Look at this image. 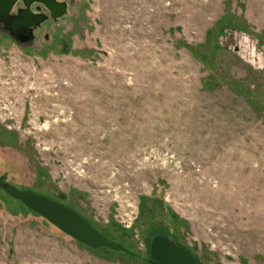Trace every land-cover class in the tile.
<instances>
[{
    "label": "rangeland",
    "instance_id": "374dc122",
    "mask_svg": "<svg viewBox=\"0 0 264 264\" xmlns=\"http://www.w3.org/2000/svg\"><path fill=\"white\" fill-rule=\"evenodd\" d=\"M63 1L30 39L0 26V264H158L156 234L264 264V0Z\"/></svg>",
    "mask_w": 264,
    "mask_h": 264
},
{
    "label": "water",
    "instance_id": "95a60500",
    "mask_svg": "<svg viewBox=\"0 0 264 264\" xmlns=\"http://www.w3.org/2000/svg\"><path fill=\"white\" fill-rule=\"evenodd\" d=\"M20 2L21 7L15 5ZM42 9L48 11L38 12ZM68 13L63 0H0V26L17 41L34 37V31L47 19L57 20ZM24 35L25 39L19 38ZM3 187L14 197L47 218L53 224L77 240L92 247L106 244L94 227L70 206L30 191H22L11 185ZM150 255L158 264H201L186 248L174 243L162 234L151 239Z\"/></svg>",
    "mask_w": 264,
    "mask_h": 264
},
{
    "label": "flooded vegetation",
    "instance_id": "af4514ba",
    "mask_svg": "<svg viewBox=\"0 0 264 264\" xmlns=\"http://www.w3.org/2000/svg\"><path fill=\"white\" fill-rule=\"evenodd\" d=\"M21 6H22L21 3L18 2V3L15 5V8H16V7H21ZM38 12H44V13L48 14V11L45 10V9H42V10H40V11H38ZM38 29H39V28H38ZM40 29H41V27H40ZM40 29H39V30H40ZM43 30H44V28H43ZM19 38H21V39H25V36H24V35H19Z\"/></svg>",
    "mask_w": 264,
    "mask_h": 264
}]
</instances>
